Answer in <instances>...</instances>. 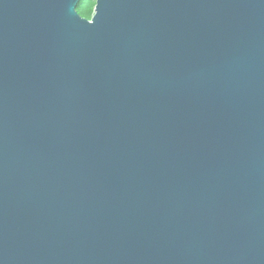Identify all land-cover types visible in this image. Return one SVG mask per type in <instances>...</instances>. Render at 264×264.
Here are the masks:
<instances>
[{"label":"water","instance_id":"95a60500","mask_svg":"<svg viewBox=\"0 0 264 264\" xmlns=\"http://www.w3.org/2000/svg\"><path fill=\"white\" fill-rule=\"evenodd\" d=\"M0 0V264H264V0Z\"/></svg>","mask_w":264,"mask_h":264},{"label":"trees","instance_id":"16d2710c","mask_svg":"<svg viewBox=\"0 0 264 264\" xmlns=\"http://www.w3.org/2000/svg\"><path fill=\"white\" fill-rule=\"evenodd\" d=\"M87 2V5L85 6ZM96 0H84V5H79V11L87 18H91L94 12Z\"/></svg>","mask_w":264,"mask_h":264},{"label":"rangeland","instance_id":"374dc122","mask_svg":"<svg viewBox=\"0 0 264 264\" xmlns=\"http://www.w3.org/2000/svg\"><path fill=\"white\" fill-rule=\"evenodd\" d=\"M87 5V2H86V4H85V6Z\"/></svg>","mask_w":264,"mask_h":264}]
</instances>
